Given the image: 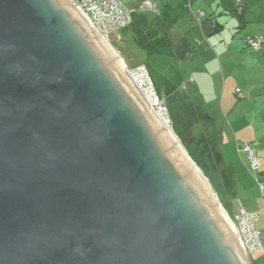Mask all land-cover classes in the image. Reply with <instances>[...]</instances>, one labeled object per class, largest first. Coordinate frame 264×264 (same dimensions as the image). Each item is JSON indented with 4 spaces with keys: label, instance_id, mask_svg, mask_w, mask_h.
Segmentation results:
<instances>
[{
    "label": "water",
    "instance_id": "obj_1",
    "mask_svg": "<svg viewBox=\"0 0 264 264\" xmlns=\"http://www.w3.org/2000/svg\"><path fill=\"white\" fill-rule=\"evenodd\" d=\"M0 264H253L74 0H0Z\"/></svg>",
    "mask_w": 264,
    "mask_h": 264
},
{
    "label": "rangeland",
    "instance_id": "obj_2",
    "mask_svg": "<svg viewBox=\"0 0 264 264\" xmlns=\"http://www.w3.org/2000/svg\"><path fill=\"white\" fill-rule=\"evenodd\" d=\"M132 1L137 9L146 1L154 3L158 13L140 7L131 24L108 35L110 44L129 70L147 69L160 103L166 105L161 113L169 128L203 171L238 233L243 230L236 220L241 206L260 216L256 228L263 231L264 45L255 51L246 41L264 39V0H243V5L201 0V8L195 9L189 0ZM193 105L207 117L195 114ZM201 135L218 137L222 162L208 156L211 149ZM245 144L256 152L258 171L242 152ZM251 259L264 264V251Z\"/></svg>",
    "mask_w": 264,
    "mask_h": 264
},
{
    "label": "built area",
    "instance_id": "obj_3",
    "mask_svg": "<svg viewBox=\"0 0 264 264\" xmlns=\"http://www.w3.org/2000/svg\"><path fill=\"white\" fill-rule=\"evenodd\" d=\"M74 2L87 16L95 29L107 40L110 33L132 23L134 11L126 7L121 0H74ZM236 2L239 3V5L242 4V0H236ZM142 9L158 13V6L149 1L144 2ZM200 15L202 17L204 16L203 13ZM246 42L253 47L255 51H260L264 45V39L259 37L249 39ZM129 76L132 80L134 79L133 81L137 82L140 89L145 93L147 100L151 105L157 107L158 112L163 117L161 111H163L166 105L160 103L147 69L144 66H140L129 70ZM235 93L237 96L242 97L240 90H237ZM163 119L166 121L164 117ZM242 152L246 153L248 159L251 161L253 169L258 171L260 165L254 149L249 144H245L242 147ZM259 185L264 192L263 185L260 183ZM240 211L236 220L243 230L241 234H238L247 251L250 255L264 251V245L262 243L264 230L259 231L256 228L260 219L259 215L247 212L242 206Z\"/></svg>",
    "mask_w": 264,
    "mask_h": 264
},
{
    "label": "crops",
    "instance_id": "obj_4",
    "mask_svg": "<svg viewBox=\"0 0 264 264\" xmlns=\"http://www.w3.org/2000/svg\"><path fill=\"white\" fill-rule=\"evenodd\" d=\"M122 1V3L126 6V7H128V8H130V9H132L133 11H134V13H133V15L134 14H136L137 13V11H138V9H140V7L142 8V5L144 4H142V5H140L139 4V8L137 9V4H136V1H132L131 0V2H128V4L126 3L127 1H129V0H121ZM193 0H189V6L191 7V8H201L200 6L201 5H199L200 4V2H201V0H195L194 2H193V4L191 3ZM131 3V5H129ZM191 3V4H190ZM244 3V2H243ZM202 4H205V3H203L202 2ZM163 13L164 14H167L168 12L167 11H163ZM201 13H203L204 14V16H205V13L203 12V11H201ZM132 15V16H133ZM132 22H133V19H132ZM216 28V27H215ZM205 33H209V31H204ZM205 35V34H204ZM206 40H207V38H205ZM125 62V61H124ZM125 64H126V62H125ZM221 71H222V73H223V63L221 64ZM196 83H197V80H194V84L196 85ZM222 105H223V99H222ZM194 112H195V114L197 113V115L198 116H200V117H207V115H205V114H202L200 111H199V108H197V106H194L193 105V109H192ZM250 145V144H249ZM236 149H237V151H238V149H240V146H238V144L236 145ZM253 213V212H252ZM256 214V213H255ZM260 217V216H259ZM260 220V219H259ZM263 221H264V209H263ZM262 227H264V222H263V224H262ZM262 230H264L263 228H262Z\"/></svg>",
    "mask_w": 264,
    "mask_h": 264
},
{
    "label": "trees",
    "instance_id": "obj_5",
    "mask_svg": "<svg viewBox=\"0 0 264 264\" xmlns=\"http://www.w3.org/2000/svg\"><path fill=\"white\" fill-rule=\"evenodd\" d=\"M239 4V3H238ZM243 0H242V4L240 5H243ZM196 124V123H195ZM200 137V136H199ZM200 140H203V142H205V146L207 149H211L210 151L212 152H209V155L208 156H211L212 154L218 156V160L217 162H222V159H221V155L218 151V147H217V144H218V137H210V138H206L204 135H201L200 137ZM208 152V151H207ZM211 153V154H210ZM201 167V166H200Z\"/></svg>",
    "mask_w": 264,
    "mask_h": 264
},
{
    "label": "bare ground",
    "instance_id": "obj_6",
    "mask_svg": "<svg viewBox=\"0 0 264 264\" xmlns=\"http://www.w3.org/2000/svg\"><path fill=\"white\" fill-rule=\"evenodd\" d=\"M134 80V79H133ZM136 88L138 89V91L141 93V95H143V97L147 100L145 93L142 91V89H140V86L137 84V82L133 81ZM147 102L149 103L153 113H155V116L159 118V120L161 122H163V124L165 125V127H167L169 130H172L169 128V125L167 124V122L163 119V117L160 115V113L158 112L157 107H155L154 105H151L150 102L147 100ZM235 225V224H234ZM236 227V226H235Z\"/></svg>",
    "mask_w": 264,
    "mask_h": 264
}]
</instances>
